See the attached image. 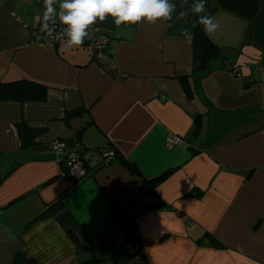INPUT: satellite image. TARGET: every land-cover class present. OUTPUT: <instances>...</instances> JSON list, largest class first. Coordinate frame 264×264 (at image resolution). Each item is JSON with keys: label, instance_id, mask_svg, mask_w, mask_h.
Masks as SVG:
<instances>
[{"label": "crops", "instance_id": "crops-1", "mask_svg": "<svg viewBox=\"0 0 264 264\" xmlns=\"http://www.w3.org/2000/svg\"><path fill=\"white\" fill-rule=\"evenodd\" d=\"M61 12L109 37L111 69L79 40L33 43L29 27ZM197 26L221 49L200 70ZM20 80L47 96L0 102V264H264V0H0V82ZM21 122L44 130L39 148ZM79 132L89 173L74 185L45 145ZM169 134L181 143L167 148ZM101 148L168 175L134 204L141 177L100 165ZM131 205L134 235L119 211Z\"/></svg>", "mask_w": 264, "mask_h": 264}, {"label": "trees", "instance_id": "trees-1", "mask_svg": "<svg viewBox=\"0 0 264 264\" xmlns=\"http://www.w3.org/2000/svg\"><path fill=\"white\" fill-rule=\"evenodd\" d=\"M192 51H193V63L196 67V70H200L205 67V65L208 63L209 60L221 57V49L217 47L209 37L206 35V33L203 31V29L199 26L194 28L193 37H192ZM47 91L46 87L35 83L31 81L26 80H20L15 82H8V83H2L0 82V102H6V101H14L18 103H36V102H43L46 99ZM80 113V110L68 112L64 116V121H68L71 117L78 115ZM18 126V129L20 130V135L23 140V146H26L28 148H39V143L35 142V139L37 136L41 135L44 130L42 129H32L29 128L24 122H21ZM79 135L80 132L76 135L75 139L66 143L64 141H60L68 145L69 147H73V144L79 145V152H80V159L82 161V166L85 171V175L81 177L79 180L74 182V185L80 183L85 179L87 176V173H89V170L87 169L86 163L83 161V153L85 151L83 145L79 141ZM27 142V143H26ZM54 142V141H52ZM49 144V143H48ZM48 144L45 145V149L48 148ZM99 150H97V154L100 159V165L103 166H109L111 164H119L126 170H128L132 175H137L141 177L142 179V188L141 193L139 197L134 201L135 203H138L141 201V199L148 194H154L155 187L162 182L166 176L168 175V172H165L159 176H156L154 178H144L142 177L139 169L137 168L136 164L130 161H127L124 157L116 153L115 150H111L109 148H106L107 151H110L113 153V158L110 160H105L103 157L99 154ZM61 164L63 172L65 175H68V168L65 166L64 160H61L58 162ZM73 189V187L70 189V191ZM66 194H63L59 196L57 199L49 203L44 210V212L40 215V217L37 220H43L47 218L55 217L63 208V200ZM165 204L161 203L160 201H156L155 203L150 204L148 207H146V210H152L164 207ZM133 205L129 206L128 208L119 210L120 213L125 216L126 218V224L124 227L127 228L129 235L135 234V226L134 221L131 215L129 214V210L132 208ZM123 226V225H122ZM73 244L75 245V248L78 251H81L83 247L79 244V242L76 240V238L68 232ZM138 253H136L137 255ZM23 260V253L19 252L16 254L15 259L13 261V264H21Z\"/></svg>", "mask_w": 264, "mask_h": 264}, {"label": "built area", "instance_id": "built-area-1", "mask_svg": "<svg viewBox=\"0 0 264 264\" xmlns=\"http://www.w3.org/2000/svg\"><path fill=\"white\" fill-rule=\"evenodd\" d=\"M29 32L33 43L42 44L50 49H54L63 40H79L90 49L93 63L105 69L113 67L109 53V37L99 32L88 16L76 17L70 12H61L54 19L30 26ZM180 143V138L172 134L167 135V148H172ZM73 145V147H69L63 142L54 141L48 144L47 149L54 155L55 161L64 160L65 166L68 168V176L71 179L79 180L85 175V171L79 157V145ZM99 154L105 160L113 158V153L107 151L106 148H101ZM125 248L129 255H136L137 250L134 245L129 244Z\"/></svg>", "mask_w": 264, "mask_h": 264}, {"label": "rangeland", "instance_id": "rangeland-1", "mask_svg": "<svg viewBox=\"0 0 264 264\" xmlns=\"http://www.w3.org/2000/svg\"><path fill=\"white\" fill-rule=\"evenodd\" d=\"M121 233V231L119 232V234ZM118 238H120L121 239V241L124 239V233L123 234H121V235H119V237ZM117 238V239H118ZM119 245V243L117 244V246Z\"/></svg>", "mask_w": 264, "mask_h": 264}]
</instances>
